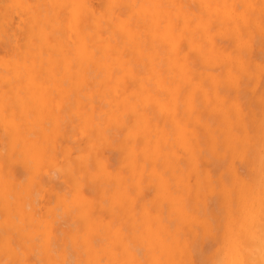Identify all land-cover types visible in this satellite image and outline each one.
<instances>
[{
    "label": "bare ground",
    "instance_id": "bare-ground-1",
    "mask_svg": "<svg viewBox=\"0 0 264 264\" xmlns=\"http://www.w3.org/2000/svg\"><path fill=\"white\" fill-rule=\"evenodd\" d=\"M0 264H264V0H0Z\"/></svg>",
    "mask_w": 264,
    "mask_h": 264
},
{
    "label": "rangeland",
    "instance_id": "rangeland-1",
    "mask_svg": "<svg viewBox=\"0 0 264 264\" xmlns=\"http://www.w3.org/2000/svg\"><path fill=\"white\" fill-rule=\"evenodd\" d=\"M208 245V242L205 243V246Z\"/></svg>",
    "mask_w": 264,
    "mask_h": 264
}]
</instances>
